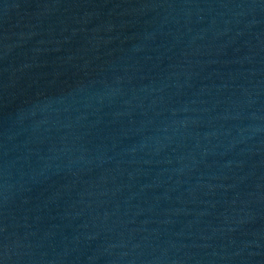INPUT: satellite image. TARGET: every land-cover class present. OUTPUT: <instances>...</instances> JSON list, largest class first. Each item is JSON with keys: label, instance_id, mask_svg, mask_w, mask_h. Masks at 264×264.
Segmentation results:
<instances>
[{"label": "water", "instance_id": "95a60500", "mask_svg": "<svg viewBox=\"0 0 264 264\" xmlns=\"http://www.w3.org/2000/svg\"><path fill=\"white\" fill-rule=\"evenodd\" d=\"M0 264H264V0H0Z\"/></svg>", "mask_w": 264, "mask_h": 264}]
</instances>
